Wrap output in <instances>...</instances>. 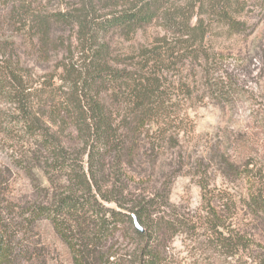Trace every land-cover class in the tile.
<instances>
[{
	"label": "trees",
	"instance_id": "trees-1",
	"mask_svg": "<svg viewBox=\"0 0 264 264\" xmlns=\"http://www.w3.org/2000/svg\"><path fill=\"white\" fill-rule=\"evenodd\" d=\"M0 2L6 6L0 11V95L14 111L4 121L5 133H20L34 142L26 144L28 149L20 146L15 158L35 193L27 224L48 221L68 248L72 264H168L166 236L180 232L182 223L164 217L152 223L153 215L168 205V189L161 187L167 184L150 180L137 189L134 183L145 176L146 163L148 179L154 177L160 160L177 143L165 129L176 93L192 95L187 83L181 79L175 86L167 74L186 61L207 64L203 16L235 32L243 23L234 14L244 2L75 0L71 9L53 12L47 9L53 0ZM154 23L163 31L159 43L142 48L128 68L113 65L107 36L118 33L130 40ZM4 25L14 36L29 39L39 61L65 44L62 37L52 38L53 27L75 33L81 65L63 77L68 90L56 93L50 84L32 91L19 74L14 51L7 50L15 42L2 39ZM51 126L58 131L53 133ZM259 194L261 205L255 204L264 213V187ZM134 218L143 233L136 230ZM124 226L134 241L128 251L116 249L113 242ZM210 230L214 246L229 251L227 257L238 256L245 247L243 237L223 231L221 223ZM16 249L15 232L0 220V264H13Z\"/></svg>",
	"mask_w": 264,
	"mask_h": 264
},
{
	"label": "rangeland",
	"instance_id": "rangeland-1",
	"mask_svg": "<svg viewBox=\"0 0 264 264\" xmlns=\"http://www.w3.org/2000/svg\"><path fill=\"white\" fill-rule=\"evenodd\" d=\"M242 1L243 9L234 17L243 24L235 32L203 16L208 26L207 64L186 61L167 74V81L175 86L187 83L192 95L187 98L186 90L176 93L165 129L172 143H177L160 160L154 177L148 179L151 169L145 162V176L134 183L137 189L144 181L167 184L161 187L168 189V205L153 215L152 223L160 222L159 217L182 223L180 232L166 236L163 249L168 264H264V213L255 204L261 205L259 192L264 187V0ZM74 3L53 0L47 9H71ZM3 6L0 11L6 10ZM2 35L15 42L7 50L14 51L19 74L33 92L50 84L56 93L68 90L63 79L81 65L75 33L53 27L52 38L62 37L65 44L45 59L40 56V61L27 37L14 36L7 25ZM162 36L157 23L139 30L130 40L118 33L108 35L113 65L128 68L142 48L157 45ZM13 113V106L0 95V220L15 232L18 259L13 264H72L68 248L48 221L27 224L33 190L15 161L20 146L28 149L26 144L34 142L20 133L15 138L5 133L4 121ZM51 128L53 133L58 131L56 126ZM218 223L223 231L246 241L238 256L227 257L229 251L214 246L210 229ZM113 242L124 251L134 246L125 226Z\"/></svg>",
	"mask_w": 264,
	"mask_h": 264
},
{
	"label": "water",
	"instance_id": "water-1",
	"mask_svg": "<svg viewBox=\"0 0 264 264\" xmlns=\"http://www.w3.org/2000/svg\"><path fill=\"white\" fill-rule=\"evenodd\" d=\"M134 225H135V228L136 230L139 232V233H143L144 230L142 229V227L139 225V223L137 222L136 218H134Z\"/></svg>",
	"mask_w": 264,
	"mask_h": 264
}]
</instances>
